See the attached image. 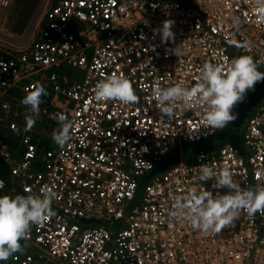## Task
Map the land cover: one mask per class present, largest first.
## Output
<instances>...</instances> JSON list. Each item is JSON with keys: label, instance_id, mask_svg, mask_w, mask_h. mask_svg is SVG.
<instances>
[{"label": "built area", "instance_id": "2783aa9c", "mask_svg": "<svg viewBox=\"0 0 264 264\" xmlns=\"http://www.w3.org/2000/svg\"><path fill=\"white\" fill-rule=\"evenodd\" d=\"M165 19L174 22L167 45L152 31ZM177 45L183 55L165 54ZM4 52L0 193L39 195L48 187L57 196L55 215L33 225L21 241L24 250L0 264H264V214L241 213L213 235L167 220L175 197L192 187L213 195L229 191L198 181L202 165L229 167L241 187L264 183V96L238 137L225 140L216 138L222 129L201 127L203 106L177 105L168 121L152 96L156 84L195 86L206 62L227 65L249 55L264 70V23L253 0H57L35 37ZM64 67L80 71L81 79L67 76ZM111 74L132 83L138 103L94 100L95 84ZM35 84L55 95L46 119L56 122L62 113L72 122L64 148L46 145L53 140L42 139L36 123L23 131L29 110L20 101ZM198 144L184 161L183 146ZM176 147L180 162L146 179Z\"/></svg>", "mask_w": 264, "mask_h": 264}, {"label": "clouds", "instance_id": "9594fccd", "mask_svg": "<svg viewBox=\"0 0 264 264\" xmlns=\"http://www.w3.org/2000/svg\"><path fill=\"white\" fill-rule=\"evenodd\" d=\"M253 3L255 14L264 23V0H253ZM173 23L172 20L165 19L160 27L152 30L154 37L158 35L162 44L174 41ZM239 25L240 19L234 17L232 26L238 29ZM165 54L180 57L184 53L177 45L166 47ZM262 80L264 72L259 70L258 62L249 55H240L231 59L227 65L204 63L195 86L174 84L162 87L156 84L152 89V96L161 116L168 121L176 117L177 105L185 108L203 106L201 127L214 132L236 119L234 108ZM93 91V98L98 103L118 102L129 105L139 101L132 83L119 74L100 79ZM25 93L20 103L29 110L23 128V131L28 132L40 115L42 96L48 93L40 84L26 89ZM55 118L57 127L53 129L51 139L59 148H64L72 139L73 125L62 113H57ZM13 131L19 134L20 129L13 126ZM198 172V181L212 180L214 189L227 188L229 191L224 194L217 191L213 195L211 191H201L198 187L188 189L186 193L175 197L167 211L169 222L182 220L204 235H213L232 226L241 213H246L249 217L256 213L264 214V183L241 187L240 182L233 179V173L227 166L214 168L202 165ZM3 183L0 180V188H3ZM56 196L57 193L48 187L41 188L39 195H0V261H8L16 253L22 252L24 248L21 241L27 240L32 226L43 224L55 215L51 205Z\"/></svg>", "mask_w": 264, "mask_h": 264}, {"label": "rangeland", "instance_id": "374dc122", "mask_svg": "<svg viewBox=\"0 0 264 264\" xmlns=\"http://www.w3.org/2000/svg\"><path fill=\"white\" fill-rule=\"evenodd\" d=\"M57 0H9L5 6L0 5V55H4V51H14L23 47L44 25L47 14L51 6ZM63 72L67 76H73V78L81 79L82 74L76 69L63 68ZM67 84H63V92L65 91ZM46 96H42V103L40 104L43 109L40 110V118L36 122L37 131L39 134L42 132V136H51L54 128L57 127L56 122H49L46 119V111L54 103L55 95L47 91ZM226 134L218 136L219 140L232 139V135L238 137L239 130L232 124H228ZM227 135V136H224ZM1 139V135H0ZM2 142H0L1 144ZM205 143V142H204ZM203 143V144H204ZM201 144H199L200 146ZM13 149L11 145H8V150ZM191 147L183 146L184 161L187 156L192 153ZM187 153L189 155H187Z\"/></svg>", "mask_w": 264, "mask_h": 264}, {"label": "water", "instance_id": "95a60500", "mask_svg": "<svg viewBox=\"0 0 264 264\" xmlns=\"http://www.w3.org/2000/svg\"><path fill=\"white\" fill-rule=\"evenodd\" d=\"M264 72V70H260ZM264 96V80L257 82L253 90H249L243 100L236 105L234 114L236 119L230 124L234 125L237 130L240 129L246 115L251 108ZM181 160V151L178 147L174 148L166 155V157L147 175L146 179L150 178L155 173L172 166Z\"/></svg>", "mask_w": 264, "mask_h": 264}, {"label": "trees", "instance_id": "16d2710c", "mask_svg": "<svg viewBox=\"0 0 264 264\" xmlns=\"http://www.w3.org/2000/svg\"><path fill=\"white\" fill-rule=\"evenodd\" d=\"M227 127H228V126H226L224 129H222V131L217 135L216 138H218V136L221 135V134H222V135H223V134H226V129H227ZM224 136H227V135H224ZM227 137H228V136H227ZM198 146H199V144L196 145V146H194L193 149H192V151H195V150L197 149ZM187 155H188V153H187ZM3 168H4V163L0 160V173H1V175H4V173H6V170H3ZM143 183H144L143 181L139 183V193L142 191Z\"/></svg>", "mask_w": 264, "mask_h": 264}, {"label": "crops", "instance_id": "0c3cea01", "mask_svg": "<svg viewBox=\"0 0 264 264\" xmlns=\"http://www.w3.org/2000/svg\"><path fill=\"white\" fill-rule=\"evenodd\" d=\"M40 132V131H39ZM40 136H41V138L42 139H45V138H47V137H49V136H42V132H41V134H40ZM52 143H54V142H46L45 144L46 145H52ZM8 144H10L9 142H8ZM5 194H7L6 192H2V193H0V195H5ZM8 195V194H7Z\"/></svg>", "mask_w": 264, "mask_h": 264}]
</instances>
